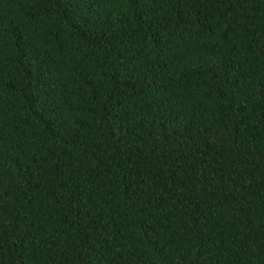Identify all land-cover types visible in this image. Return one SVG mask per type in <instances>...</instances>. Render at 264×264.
<instances>
[{
    "label": "trees",
    "instance_id": "1",
    "mask_svg": "<svg viewBox=\"0 0 264 264\" xmlns=\"http://www.w3.org/2000/svg\"><path fill=\"white\" fill-rule=\"evenodd\" d=\"M0 264H264V0H0Z\"/></svg>",
    "mask_w": 264,
    "mask_h": 264
}]
</instances>
